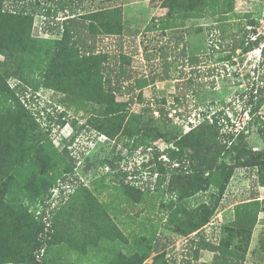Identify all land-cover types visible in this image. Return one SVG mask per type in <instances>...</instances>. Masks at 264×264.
I'll use <instances>...</instances> for the list:
<instances>
[{"label":"rangeland","instance_id":"obj_1","mask_svg":"<svg viewBox=\"0 0 264 264\" xmlns=\"http://www.w3.org/2000/svg\"><path fill=\"white\" fill-rule=\"evenodd\" d=\"M62 1L68 3L65 9L59 7ZM163 1H5L8 11L25 9L34 12L32 37L40 39L62 38L48 29L61 22L70 13L71 6L80 14L101 7L119 8L122 13L121 34L124 35L128 55L125 60L128 71L122 78L127 88L125 93L109 95L106 102L88 100L81 103L74 102L67 92L43 85L32 96V85H29L28 94L22 97L39 117L41 130L49 123L48 114L54 116L48 136L59 152L70 144V155L76 160L73 172L67 174L66 179L57 178L45 203L38 202L31 207L37 208V212L47 210L48 203L53 202L49 221L51 226L54 224V235L50 237L52 242L40 252L41 261L45 258L47 264H113L122 256L139 254L142 257L156 238L159 239L160 250L166 252L167 258H176L177 264H214L212 252L190 249L189 239L195 233L186 237L174 231V225L170 223L172 203L179 201L192 208L202 201L211 202L215 199L211 196L214 189L209 186L207 190L202 189L182 199L180 190L195 162L188 158L193 151L188 147L185 149V167L180 168L178 163L170 166L166 150L175 147V140L196 126L205 128L207 134L194 138L200 137L205 146L211 145L217 131L206 119L212 123L211 116L223 110L219 130L221 138L224 139L231 130L244 133L242 139L237 134L234 141L239 145L245 144L251 152L264 151V139L259 133V129L264 127V103L254 116L246 109L251 107L252 91L255 95L257 89L264 90V50L262 53L254 49L247 53H243L241 48L233 50L235 42L239 43L244 37L248 23L245 14L260 18L264 2L233 0L232 11H217L216 14L208 11L202 16L194 14L185 19L172 18V27L165 30L166 24L161 18L168 8L164 7ZM120 37V34L98 33L97 53L118 49ZM184 48L187 55L182 54ZM191 55L199 56V60L191 63L188 60ZM3 60L4 56L0 54V68ZM111 65L116 71L114 60ZM35 76L41 78V72L37 71ZM191 78L193 88L187 82ZM8 81L13 86L18 80L9 78ZM161 103L169 111L172 122L159 120L158 112L154 118L139 116L145 106L156 107ZM106 109L110 115L105 116ZM59 112L65 115L60 116ZM205 113H208L207 118ZM121 117H125V121L121 132L115 136L90 128L79 129L85 122L91 125L90 120L113 124ZM62 121L65 123L61 124ZM140 124L144 127L137 132ZM156 132L160 136L153 138ZM231 147L229 142L226 150L219 152L212 163L213 166L221 162L235 166L223 197L210 221L204 225L206 236L216 243L223 236L222 226L234 219L239 207L264 206V185L258 173L260 164L247 167L253 163L255 153H244L238 158L237 150ZM118 156L122 158L118 159ZM110 160H115V168L109 165ZM160 162H164L165 171L158 168ZM135 169L138 171L134 172ZM121 170L128 175L124 178L118 175ZM178 175L182 180L177 182L175 176ZM125 184L139 188L142 193L134 190L127 193ZM57 188L58 197L55 199L54 189ZM86 189L92 193L93 200H97L96 208L103 211L109 226H118L123 237L117 231L112 236L91 231L92 224L85 208L92 199ZM254 191H258V198L251 196ZM156 255L157 252L152 251L142 264H154ZM244 264H264L263 210L253 230Z\"/></svg>","mask_w":264,"mask_h":264},{"label":"trees","instance_id":"obj_2","mask_svg":"<svg viewBox=\"0 0 264 264\" xmlns=\"http://www.w3.org/2000/svg\"><path fill=\"white\" fill-rule=\"evenodd\" d=\"M5 1L0 0V54L4 56L0 68V264H47L45 258L41 261L40 252L52 242L50 237L54 235L52 232L54 224L51 226L49 219L45 220L46 210L38 213L37 208L31 207L38 202L45 203L47 196L50 197L52 194L51 190L56 185L57 178L60 176L66 179V175L73 172L76 160L70 155L71 151L68 149L70 144H66L63 151L59 152L48 136L51 122L55 120L54 116L48 114L49 123L41 130L38 124H41L39 117L35 111H31L22 97L28 94L29 85H32V96L39 86L43 85L67 92L74 102L81 103L88 100L106 102L105 98L109 95L125 93L127 88L122 78L128 71L125 61L128 55L125 52L124 35L121 34L122 13L119 8L101 7L96 11L80 14L77 8L71 6L70 13L61 22H57V25L48 29L62 38L40 39L32 37L34 12L25 9L8 11L5 8ZM67 4L62 1L59 7L65 9ZM233 4V0H164L163 5L168 11L161 19L166 24L164 28L166 30L172 27L174 18L185 19L194 14L202 16L208 11L213 14L217 11L227 13L233 10ZM218 6L220 8L217 10ZM245 15L248 17V23L244 28V37L239 43L235 42L234 52L241 48L243 53H247L259 47L262 40V36L256 40L251 39L252 34L257 32L254 28L257 19L254 14ZM211 29L210 27L209 30ZM98 33L120 34L118 49L110 53L106 50L97 53ZM182 54L187 55L185 48ZM112 60L115 61L116 71L111 65ZM188 60L191 63L197 62L199 56L191 55ZM262 66L264 68V60ZM37 71L41 72V78L35 76ZM9 78L18 81L11 86ZM187 82L193 88L192 78ZM250 96L251 107L246 109L254 116L264 103V90L257 89L255 95L252 91ZM156 112L159 114V120L173 121L162 103L156 107L145 106L139 116L148 115L154 118ZM59 115L64 116L65 113L59 112ZM107 115H110L109 109H106L105 116ZM204 115L205 118L208 117V113ZM223 115L224 111L219 110L211 116L212 123L206 119L217 131L211 145L205 146L200 137L194 138L196 135L207 134L205 128L200 129L196 126L180 138L174 136L178 137L175 140V147L166 150L171 160L170 166L178 163L180 168L185 167V149L188 147L193 151L188 158L195 162L192 164L193 170L185 179L183 178L185 183L180 190L182 199L202 189L207 190L209 186L213 187L214 192L211 196L215 197L214 201H202L192 208L180 204L179 201L172 203L170 223L174 225V231L181 235L188 237L195 233L189 239L190 249L212 252L214 264H244L253 230L258 223L260 212L264 211V206L239 207L234 219L222 226L221 241L216 243L210 240L204 232V225L210 221V216L223 197L235 168L226 162L214 166L212 163L219 152L226 150L230 142L231 148L237 150L238 158L244 153H255L252 157L253 163L247 167L253 168L260 164L261 169L259 168L258 173L264 185V151L251 152L245 144L239 145L234 141L237 131H229L222 139L219 130ZM124 121L125 117L119 118L113 124L90 120L91 125L85 122L79 129L90 128L97 130L98 133L115 136L121 132ZM64 123L62 121L61 124ZM142 127L143 124L137 125V132H140ZM259 133L264 139V127L259 129ZM243 135L244 133L238 134L239 139H242ZM158 136L160 135L156 132L152 137ZM73 139L74 137L70 142ZM117 158L121 159L122 156ZM114 162L115 160L109 161L113 168L116 167ZM163 165L164 162L158 164L161 171L166 170ZM55 168L60 169L52 172ZM63 174L65 176H62ZM118 175L124 178L128 172L121 170ZM179 179L182 180L179 175L175 176V181L178 182ZM130 190L142 193L139 188L125 184V191L130 193ZM86 191L88 197L92 199L85 208L92 224L91 231L110 236L117 231L123 237L124 234L118 226L114 225L113 228L109 226L103 211L96 208L97 200H93L88 189ZM251 196L258 198V191H254ZM51 203L52 201L48 203V208ZM158 241L156 238L155 243L148 246L142 257L139 254L131 257L122 256L113 264H142L152 251L157 252L154 264H177L176 258H167L166 252L160 250Z\"/></svg>","mask_w":264,"mask_h":264},{"label":"built area","instance_id":"obj_3","mask_svg":"<svg viewBox=\"0 0 264 264\" xmlns=\"http://www.w3.org/2000/svg\"><path fill=\"white\" fill-rule=\"evenodd\" d=\"M256 19H257V24L254 26V28L257 30V32L252 34L251 39L256 40L259 36H262V40H263L264 39V10H263L262 16L260 18H256ZM262 40L260 41L259 47L255 48L254 51H259V53H262V51L264 50V42H262ZM57 190H58V188L54 189L55 199H56V197H58V194L56 192ZM52 203H51V206L46 210L47 213L45 215V220L49 219L50 214H51V210H53V208H54V206H52ZM40 212H42V210L38 211V213H40Z\"/></svg>","mask_w":264,"mask_h":264}]
</instances>
